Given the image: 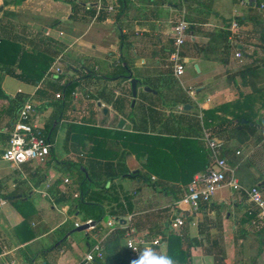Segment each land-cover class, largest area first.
<instances>
[{
	"label": "crops",
	"instance_id": "obj_1",
	"mask_svg": "<svg viewBox=\"0 0 264 264\" xmlns=\"http://www.w3.org/2000/svg\"><path fill=\"white\" fill-rule=\"evenodd\" d=\"M72 3L75 7H72ZM98 6L101 7L100 10L97 9ZM254 8L249 0H122V3L116 0H0L1 36L14 38L26 47L34 46L38 49V46L39 50L45 49L46 45V51L58 49L53 55L51 66L55 64L57 57L61 56V61L56 65L62 64L68 58L67 64L72 67L67 75L61 71L58 81L46 79L37 84H26L10 76H0V200L6 202L0 206V250L5 253L0 257V264H80L85 254L76 253L77 259L74 261L68 252H72L75 247L80 248L82 243L70 244L69 235L73 230L61 236L66 222L59 218V214H64L66 220L70 215L68 202L60 197L68 195L74 180L66 175V166L62 165V161L53 160L55 142H52L50 155L44 164L29 162L14 166L1 159L7 146L8 132L17 120V115L13 122L6 116L9 105L7 98L11 99L17 94L24 95L25 101L30 100L37 111L34 112L30 123L43 128L52 112L50 104L58 101L55 94L60 93V88L66 83L78 80V87L70 94V100H78L81 96L84 101L90 102L85 111L89 117L94 118L93 123L98 128L105 129L99 134V137H105V144L99 150V155L104 156L106 161L101 163L110 162L119 170L122 164H118L117 160L121 149H128L121 147L119 136L111 143L106 131L113 132L116 129L119 134H129L132 125L113 109L107 97L96 101L92 96V90L98 92L104 88L110 90L114 98L122 96L128 99V91L131 89L128 77L121 84L98 78V74L111 73L112 65L118 61H121L122 65L123 61L127 64V76L130 74L131 78L151 86H145L151 90L147 93L155 96L157 91L161 93V99L156 100L157 104L163 103L166 113L183 114L182 111H185L190 113L188 117L194 118L198 117L199 110L203 111V129L210 133L212 138L223 142V156L226 157L228 167L234 172L241 187L248 189L254 185L258 186V180L264 179V68L258 69L252 81L248 76L245 80L237 76L253 63L249 56L255 50V40L264 25V16L257 9L261 18L259 23H256ZM74 10H77V13L72 15ZM92 11L93 15L90 14ZM237 19L242 20L241 23ZM180 20L188 22L190 30L182 50L185 74L178 80L173 75L168 58L173 44L172 27ZM62 21H68L65 24L66 29L60 28ZM233 22H237V30L231 28ZM10 25H13L14 29L3 35L1 28ZM114 27L117 31L115 33ZM20 28L27 29L25 35L19 32ZM42 36L44 38H41ZM42 39L44 46L41 44ZM237 51L241 53V59L235 57ZM71 61L75 62L76 66L72 65ZM134 71L140 78L137 77L138 74L134 76ZM55 82L58 83L52 84ZM54 86L58 90L55 91ZM188 87L195 88L199 105L186 95L185 89ZM138 89L137 84V93ZM74 93L77 94L76 98ZM170 103L172 110L167 109ZM186 104L191 108L184 110ZM103 109H106V114ZM68 113L69 107L65 106L63 122L57 126L55 133L56 140L60 136L62 125L83 123L68 119ZM241 114L245 117L242 123L249 126L238 128L233 122L230 123L235 115ZM65 118L69 121H65ZM120 120H124L121 128L118 127ZM66 136L68 137V134ZM196 138L205 149L203 141L200 140L201 135ZM107 145L112 152L106 151ZM70 149L73 148L70 146ZM80 151L83 156L80 155L79 159L84 158L86 163L83 164L86 165L88 156L82 149ZM236 152L240 154L237 155ZM132 157L135 159L134 154ZM249 159L254 160L250 163ZM143 163L145 158L140 162L141 168L145 170ZM64 179H69V184H64ZM157 180L159 179L153 175L152 181ZM161 180L169 185L183 187L179 181ZM142 184L139 180L124 177L113 180L110 191H103L104 221L100 229L84 231L85 239L82 242L85 250H89L109 232L106 222L110 217H114L111 215L115 208L112 199H120L125 207L124 193L131 198L132 210L122 217H115L120 220L117 226L132 228L136 236L143 237V240L154 234L153 224L157 220H142V215L169 207L172 200L162 207L147 205L150 198L144 195V192L151 187L146 188ZM185 190L184 188V194ZM261 190L264 194V187ZM11 196L21 201L22 210L30 220L28 223L9 200ZM163 199L168 197L165 195ZM175 203L177 202L173 204ZM141 204L147 205L144 210L139 208ZM174 205L170 219L174 215ZM129 216L135 218L139 229H134L130 225L131 222L125 225ZM189 218L188 230L192 245L190 264H229L227 260L232 264H264V220L259 218L258 211L244 191H235L224 186L216 192L209 206H202L198 213L189 215ZM72 220L82 223L78 213L72 215ZM158 223L161 225L165 221ZM23 224L32 228L34 233L26 232ZM166 227L175 233L180 229H171L168 222L165 223ZM114 230L109 235L114 234ZM121 230L125 232L119 251H125L126 230ZM91 234L94 235L93 238L90 237ZM163 234L155 232L152 240L157 236L167 237L168 232L163 231ZM63 240L65 242L60 245ZM225 240H229V243L223 246ZM160 246V249H157L159 246L154 247L155 249L151 246L146 250L151 249L157 257H165L166 245ZM221 250L225 252L222 263L217 261ZM144 252L142 251V254ZM100 262L113 264L112 261L106 260ZM92 264L98 263L96 261ZM131 264H134V260Z\"/></svg>",
	"mask_w": 264,
	"mask_h": 264
},
{
	"label": "trees",
	"instance_id": "obj_2",
	"mask_svg": "<svg viewBox=\"0 0 264 264\" xmlns=\"http://www.w3.org/2000/svg\"><path fill=\"white\" fill-rule=\"evenodd\" d=\"M116 1L122 3V0ZM72 7H75L74 3H72ZM254 10V18L257 20L256 23H259L261 15L258 13L259 11L257 12L256 8H254ZM76 13L77 10L72 11V15ZM90 14L93 15L94 12L92 11ZM237 21L241 23L242 20L237 19ZM262 26L263 28L254 43L255 50L249 56L253 63L245 67L237 74V76H240L243 80H245L248 76L249 80L252 81V79L256 77L258 69L261 67L264 68V25ZM13 29V25L2 27L1 33L6 34L7 31ZM41 38H44V36ZM43 40L44 39L41 40V44L44 46L45 43ZM46 48L47 45L43 50H37L34 46L29 48L22 45L14 38L0 35V76H10L26 84L40 83L54 61V53L58 52V49H56V51H46ZM258 54H260V57H258ZM123 63L124 65L120 67L119 73L116 75H113V72L100 75L98 74L99 80L126 81V79H128L126 71L129 68L125 61H123ZM56 83L58 82L52 84L56 85ZM138 84V88L150 86L143 81L138 82ZM77 87L78 80L66 83L60 88V99H57V102L50 104L52 106V112L47 118L42 132L51 144L53 142L52 135L56 133L58 129L57 126L63 122L64 108L67 105L65 99L67 96H70L72 91ZM53 88L55 91L58 90L56 86ZM157 92L158 94L156 96L148 93L150 94L148 97L151 96L154 99H161V93L159 91ZM146 95L147 92L144 91L141 99H147ZM129 96L132 98L131 89ZM106 97L113 109L120 115L123 114L122 111L125 110V106L127 104L134 106L132 99H129L131 101L130 102L122 96L114 98L111 91L108 89H103L93 95V99L96 101ZM7 99L9 101V105L6 109V116H8L13 122L18 111L24 104L26 97L22 94H17L13 98ZM150 101V104L152 103V108L150 107L145 109L146 107H144L142 113L144 115L137 120H131V133L119 134L116 129H114L113 132H110L111 130L106 131L109 133V139H111L110 142L117 139L119 136L121 147L128 149V151L121 149V154L117 160L119 161L118 164H122V166L119 165V170L116 169L117 166L112 165L110 162H104L105 164L101 163L102 161H106L103 158L104 156L102 157L99 155V150H101V147L105 144V137L102 136L101 138L99 137V134L105 129L98 128L95 124L92 126L86 123L68 124L70 128L68 133L71 137L70 139L75 143H79L82 150L84 149L83 151L86 150L85 153L86 156H88V160L85 165L82 163L83 160L79 159L76 172L77 179L73 181L68 195L61 196L60 198H63L64 201L68 202V213L70 216L78 213V215L81 216L82 223L87 220L97 222V226L94 230L102 227V222L105 217V209L103 207L105 199L103 198L102 193L103 191L107 192L111 190V183L113 180L124 177L139 180L143 183V186L147 185L155 192L162 195L164 194L168 198H171L172 203L169 207L142 215V220H150L151 218L157 220L154 222V226L158 220L159 222L163 220L165 223L169 222L170 218L168 219L167 216L163 217L162 214L171 211L174 205L173 203L179 202L184 197V188L186 189V186L190 183L193 176L197 173L204 172L207 169L209 164L207 151L202 148L196 138L200 133L198 122L195 121L192 116V118L188 117L190 114L189 112L182 111L183 114L168 112L166 114L165 106L164 110L162 109L161 111H158L156 108V106H158V100L155 102L152 100ZM145 116L146 118H144ZM244 119L245 117H243L242 114L235 115L234 119L231 120L230 123L233 122L238 128L249 126V124L242 123V120ZM162 120L164 121V124H162ZM54 125L56 126L53 128ZM159 125H161L160 131L156 132V128ZM108 145L106 147V151L110 153L112 152V149L108 147ZM132 154H134L135 159L132 157ZM142 158H145V163L142 164V167H144L146 171L142 168L141 170L138 168V161L141 162ZM80 167L81 169H79ZM153 175L159 180L152 181ZM161 179H165L166 182L171 180H174L175 182L179 181L182 183L183 187L179 185H169ZM259 188L262 189L263 187ZM75 194L77 195L76 197H74ZM9 200H11L16 209L22 213L26 223H28L30 220L28 215L22 210L21 201H18L19 199L16 200L14 196H11ZM112 201L115 202V208L111 212V215L114 217H122L127 212L132 210L131 198L126 193H124L123 196L125 207L121 204V201L118 198H113ZM183 215L185 217V224L176 233L170 231L168 227L165 228L164 224H162L168 232L167 237H162V244L165 245L167 243L165 257L170 259L172 263L176 262V264H190L191 260L192 245L190 244L191 239L189 237L188 230L190 218L188 213H184ZM174 217H176L175 213L172 218ZM133 220L135 222H133ZM130 225L134 229H139L133 216ZM64 228L65 229H63L64 231L61 236H64L66 233L74 230V224H65ZM124 232V230H121V228L117 226L114 230V234L105 238L103 244L104 256L102 259L104 262L106 260L107 262L112 261L113 264H131L133 259L135 260L130 251H119L120 241L124 236ZM64 242L65 240H63L60 245ZM100 261L101 260H97V263L102 264Z\"/></svg>",
	"mask_w": 264,
	"mask_h": 264
},
{
	"label": "built area",
	"instance_id": "obj_3",
	"mask_svg": "<svg viewBox=\"0 0 264 264\" xmlns=\"http://www.w3.org/2000/svg\"><path fill=\"white\" fill-rule=\"evenodd\" d=\"M249 3L264 16V1L249 0ZM97 9L100 10L101 7L98 6ZM231 28L237 30V22H233ZM189 30L190 24L185 20L178 21L172 27L173 44L168 60L173 75L178 80H180L185 74V62L182 55V48L188 40ZM60 35H62V33H60ZM235 57L241 59L242 55L237 51ZM60 61L61 56L57 57L55 64L48 69L42 81L46 79L56 81L58 79V76L61 74V69L56 64ZM185 93L196 105H199L196 98L195 88L188 87L185 89ZM60 97L61 93L55 94V99H60ZM74 97H77L76 93H74ZM180 110L182 111V107ZM34 111L35 105L30 100L25 101L18 111L17 120L8 132L9 139L7 141V146L3 150L1 156L3 161L14 166H21L29 162H36L38 164H44L46 162L50 155L52 144L42 132V127L30 123ZM198 117L204 120L203 111H198ZM201 137L200 140L203 141L208 154L209 164L204 172L197 173L193 176L190 183L186 186L184 197L179 202L175 203L173 212L176 214V217L169 220L168 225L170 228L173 230L181 228L184 225V213L194 215L202 209V206H209L213 201L216 192L224 186L231 187L235 191H244L250 203H252L258 211L259 218L264 220V194L262 190L257 185L251 186L248 189L241 187L234 176V172L229 169L226 158L223 156V142L212 138L211 134L203 129V127ZM236 154L239 155L240 152H236ZM63 183L69 184V179H64ZM41 193L45 194V192ZM76 196L77 195L75 194L74 197ZM5 203L4 200H0V206H3ZM131 219L132 216H129L125 220V225L130 223ZM93 222V220H87L84 223L74 222V228L87 224L90 226L89 229L94 230L97 225L92 226ZM118 224H120L119 219H116L115 217H110L108 219L106 227L109 228V232L103 239L99 240L89 248L88 252L82 257L80 264H92L97 260L103 259V241ZM120 228L126 230L124 240L125 249L130 251L137 258L142 255L140 248H149L151 246L156 247L162 244V238L160 236H157L155 239L148 242L143 240L142 237L139 238V236H136V232L132 228L128 226H122ZM3 255H5V253L0 250V257Z\"/></svg>",
	"mask_w": 264,
	"mask_h": 264
},
{
	"label": "rangeland",
	"instance_id": "obj_4",
	"mask_svg": "<svg viewBox=\"0 0 264 264\" xmlns=\"http://www.w3.org/2000/svg\"><path fill=\"white\" fill-rule=\"evenodd\" d=\"M176 19H177V17H176ZM68 23V21H66L65 23H64V21H62L61 22V24L60 25H62L60 28L61 29H66V25L65 24H67ZM174 26V25H173ZM18 29V28H17ZM38 29H40V27L38 28ZM37 29V30H38ZM27 29L26 28H20L19 29V32H21V33H24V35H25V31H26ZM115 32H117L116 31V27H114V33ZM33 34H35V32H33ZM187 42V41H186ZM185 42V43H186ZM41 46V45H40ZM29 48H30V46H29ZM37 50H39V48L40 47H38L37 46ZM184 48H185V44H184V46H183V48H182V50H184ZM67 62H68V58L64 61V62H62V64L60 65V64H58V66L61 68V71H63V74L64 75H67V72L68 71H70V67L71 66H69L68 64H67ZM122 62L121 61H118V63L117 64H115V65H112V67H111V70H113L111 73L113 74V75H116L117 73H119L120 72V67L122 66V64H121ZM67 64V65H66ZM71 64L72 65H74L75 64V62H73V61H71ZM113 64V63H112ZM75 66H76V64H75ZM105 67V64L103 65V68ZM118 67V68H117ZM72 68V67H71ZM136 71H134L133 73H134V76L135 75H137L138 73H135ZM61 74H62V72H61ZM60 74V75H61ZM59 75V76H60ZM111 75V74H110ZM58 76V77H59ZM138 78H140L139 77V74H138V76H137ZM184 77V76H183ZM93 79V78H92ZM112 82H115V83H122V82H124V81H118V80H111ZM101 82V81H100ZM127 86L128 87H130L129 86V84L127 83ZM138 86H139V84H138ZM80 88H81V85H80ZM104 88H101L99 91H101V90H103ZM77 91H79V90H77ZM98 91V92H99ZM81 92V91H80ZM97 91H93L92 90V94L94 95L95 93H98ZM143 92H144V87H139V89H138V93H137V96H136V99H135V102H134V106H132V105H126L125 106V110H123L122 111V113L123 114H119L120 116H123V118H125L127 121H128V123L130 122V125H132V123H131V120H137L138 118H141L142 117V115H144V114H142L143 113V109H144V107H146L145 109H148V108H152V103L150 104V100H152L153 102H155L156 101V99H154L153 97H148L150 94H148L147 93V99H144V100H142L141 99V96L143 95ZM128 93L130 94V88H129V91H128ZM129 94H128V101H130L129 99H131L130 98V96H129ZM92 95V96H93ZM70 97H72V96H67L66 97V101H67V105H66V107H69V113L68 114H66L67 115V117H68V119L69 118H71V119H73L72 121H79V122H83V123H86V124H90L91 126L92 125H94V118L92 119L91 117H89L88 116V114H87V111H85L86 110V107L88 106V104L90 103V102H88L87 100V102L86 101H84L83 99H82V97L80 96V98L78 99V100H75V101H71L70 100ZM148 98H150V99H148ZM152 98V99H151ZM131 102V101H130ZM129 102V103H130ZM92 105H93V107H94V103H93V101H92ZM158 105V108H157V110L158 109H160V110H164V105H163V103H160V104H157ZM70 108H73V109H70ZM83 108H85L84 110H83ZM168 109L169 110H172V104L170 103L169 105H168ZM73 110H76V111H73ZM146 111V110H145ZM35 113L37 112L36 110L34 111ZM66 113V112H65ZM84 114V116H82ZM167 114V113H166ZM83 117V119L81 120V118ZM144 118H146V116L144 117ZM70 119V120H71ZM194 119H195V121H197L198 122V125H199V128H200V135L202 136V121H203V119H200V117H194ZM65 121H69V120H67L66 118H65ZM72 121H70V122H72ZM163 121V120H162ZM194 121V122H195ZM162 124H164V121H163V123ZM102 126V124L100 125V127ZM62 128V131H61V133H60V136H59V138L56 140V134H54V135H52V140L55 142L54 143V145H53V154H54V157H52L53 158V160H55V161H62L61 163H62V165H65L66 167H65V173H66V175H68L71 179H73L74 181L77 179V175H76V172H77V164H79L78 163V159L80 158V155L81 156H83V154L81 153V151H80V149H82V147H81V145L79 144V143H75V142H73L70 138V135H68V137L66 136V134H68L69 133V126H67V125H62L61 126ZM160 128H161V125H159L157 128H156V132L158 131H160ZM163 129V128H162ZM65 131H66V133H65ZM71 134H72V132H71ZM88 145V144H87ZM70 146L73 148L72 150L70 149ZM84 150V149H83ZM82 150V151H83ZM86 151V150H85ZM85 151H84V153H85ZM86 154V153H85ZM83 160V162L82 163H86V162H84V158L82 159ZM253 160L254 159H249V161L248 162H253ZM226 161H227V159H226ZM33 164V163H32ZM138 168L141 170V164H140V162H138ZM79 169H81V167L79 168ZM70 179V180H71ZM180 186V185H179ZM144 187H146V188H148L149 186H147V185H144ZM144 195H147V196H149V203L147 204V205H150V206H152V205H154V207H158V206H166L167 205V203H169L170 202V199L171 198H168V199H163V196H165L164 194L162 195V194H160V193H157V192H155L152 188H148L147 189V191L146 192H144ZM154 198H157V199H154ZM163 199V200H162ZM151 200H153V201H151ZM155 200V201H154ZM158 200H159V202H158ZM152 202V203H151ZM146 205V206H147ZM146 206H143L142 204H141V206L139 207L141 210H144L145 208H146ZM63 214V213H62ZM171 211H169V212H167V213H163L162 214V216L164 217V216H167L168 217V219L171 217ZM59 218H61V220H64V222H66V224H68V225H70V224H74V222L75 221H73L72 220V216H69L68 217V219L66 220V218L64 217V214L63 215H61V214H59ZM62 216H63V218H62ZM106 219V218H105ZM158 222H159V220H158ZM157 222V223H158ZM24 225V224H23ZM22 225V227L26 230V232H28L29 234H33L34 233V230L32 229V228H29V226H27V225H24L23 226ZM164 227H165V223H164ZM163 227V225L161 224V225H159V223L158 224H156V225H154L153 226V228H154V234H151V236L149 235V236H147V237H145V239L146 240H149V241H151L152 240V236H154L155 235V232H157L158 231V233H162L163 234V231H166L167 232V230L165 229ZM71 234L69 235V237L71 238V241H70V244H73L74 243V245H77L78 243H82L81 245H80V248H78V247H75V249L73 248L72 249V252L71 251H69L68 253H69V255H71V257L74 259V261L77 259L76 258V253L77 254H82V253H86V252H88V248H86V250H85V245H84V243L82 242L84 239H85V237H84V235H85V233L84 232H70ZM163 235H165V234H163ZM90 237L91 238H93L94 237V235L93 234H91L90 235ZM143 238V237H142ZM156 238V237H155ZM229 243V240H225V243H223L222 245L223 246H225V245H227ZM166 246H167V243L165 244ZM154 247H152V249H153ZM160 248H162L161 246H159L157 249H160ZM71 249V248H70ZM155 249V248H154ZM140 250H141V253H142V251L144 252V251H146V247L145 248H140ZM214 251V250H213ZM214 253V252H213ZM134 256V258H135V260L137 259V257L135 256V255H133ZM223 256H225V252L223 251V250H221V252H220V254H218L217 255V261L218 262H220V263H222L223 262V260H222V257ZM191 259H192V248H191ZM134 260V259H133ZM227 262L229 263V264H232V263H230L228 260H227ZM172 264H176V262H174V263H172Z\"/></svg>",
	"mask_w": 264,
	"mask_h": 264
},
{
	"label": "water",
	"instance_id": "obj_5",
	"mask_svg": "<svg viewBox=\"0 0 264 264\" xmlns=\"http://www.w3.org/2000/svg\"><path fill=\"white\" fill-rule=\"evenodd\" d=\"M128 78H129V81H130V85H131V91H132V100H133V104H134V101L136 99V96H137V84H138V80L134 79V78H131V75L129 74L128 75ZM144 91L145 92H151V90L148 88V87H145L144 88ZM187 107L191 108L190 105L186 104L183 108L184 110L188 109ZM103 112L106 114V109H103ZM244 122V121H243ZM124 125V120H120L119 123H118V127L121 128L122 126ZM84 171V170H83ZM258 187H264V179H259L258 180ZM97 225V222H93L92 223V226H95ZM90 226H88L87 224H83L81 225L80 227L78 228H75L73 230V232H84L86 230L89 229Z\"/></svg>",
	"mask_w": 264,
	"mask_h": 264
},
{
	"label": "clouds",
	"instance_id": "obj_6",
	"mask_svg": "<svg viewBox=\"0 0 264 264\" xmlns=\"http://www.w3.org/2000/svg\"><path fill=\"white\" fill-rule=\"evenodd\" d=\"M134 264H172V261L166 257H157L151 249H148L134 260Z\"/></svg>",
	"mask_w": 264,
	"mask_h": 264
}]
</instances>
